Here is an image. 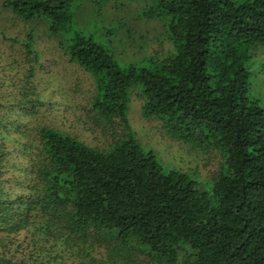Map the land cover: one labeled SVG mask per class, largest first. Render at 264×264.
Masks as SVG:
<instances>
[{"label": "trees", "instance_id": "obj_1", "mask_svg": "<svg viewBox=\"0 0 264 264\" xmlns=\"http://www.w3.org/2000/svg\"><path fill=\"white\" fill-rule=\"evenodd\" d=\"M72 1L0 5L22 25L12 37L0 26L10 43L0 50V264H264V108L248 95L264 0H157L173 20L175 53L154 71H122L79 36L57 41ZM42 22L95 77L88 107L98 126L124 124L128 91L140 84L145 117L222 152L210 186L164 171L131 138L100 150L47 125L56 105L35 81Z\"/></svg>", "mask_w": 264, "mask_h": 264}, {"label": "rangeland", "instance_id": "obj_2", "mask_svg": "<svg viewBox=\"0 0 264 264\" xmlns=\"http://www.w3.org/2000/svg\"><path fill=\"white\" fill-rule=\"evenodd\" d=\"M3 1L0 0V5ZM68 14L69 24L57 41L71 40L75 36L91 40L101 46L122 71L131 67L137 71H154L175 53L170 33L173 20L158 6L157 0H73ZM0 26L6 30V37L22 29L19 21L1 15ZM35 28L34 51L40 56L38 65L43 71L36 74L35 81L46 95L55 94L56 107L47 125L100 150L109 149L116 139L131 138L144 153H151L164 171L187 174L201 190L210 186L224 159L219 149L215 151L207 143L205 149L192 146L180 138L187 134L185 126H181L183 131L176 133L177 137L167 118L145 117L141 110L140 84L128 91L125 123L119 124L115 119L112 128L98 126L88 107L94 95L95 77L69 60L56 39L46 33L43 22ZM1 41L0 38V50L8 53L10 43ZM13 50H10L12 56L18 58L19 54ZM258 50L260 58L249 63L248 95L264 108V46Z\"/></svg>", "mask_w": 264, "mask_h": 264}]
</instances>
